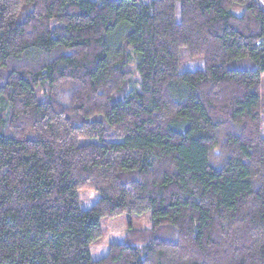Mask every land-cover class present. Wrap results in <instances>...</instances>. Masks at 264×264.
Instances as JSON below:
<instances>
[{
	"label": "trees",
	"instance_id": "16d2710c",
	"mask_svg": "<svg viewBox=\"0 0 264 264\" xmlns=\"http://www.w3.org/2000/svg\"><path fill=\"white\" fill-rule=\"evenodd\" d=\"M0 264H264V0H0Z\"/></svg>",
	"mask_w": 264,
	"mask_h": 264
},
{
	"label": "rangeland",
	"instance_id": "374dc122",
	"mask_svg": "<svg viewBox=\"0 0 264 264\" xmlns=\"http://www.w3.org/2000/svg\"><path fill=\"white\" fill-rule=\"evenodd\" d=\"M138 2L145 3L148 0H137ZM196 65L190 62H181L179 70H194ZM80 200V209L82 211L89 210L92 205L98 200L99 195L92 190L84 189L78 192ZM132 228L145 229L151 226L150 215L146 214L140 218L132 217L128 214L119 215L113 219L106 221L107 233L96 245L90 247V255L92 260L97 261L105 257L108 253V248L112 243H120L126 233L128 226Z\"/></svg>",
	"mask_w": 264,
	"mask_h": 264
}]
</instances>
